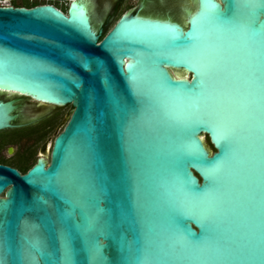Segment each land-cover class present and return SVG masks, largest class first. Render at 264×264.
Wrapping results in <instances>:
<instances>
[{"label": "water", "instance_id": "95a60500", "mask_svg": "<svg viewBox=\"0 0 264 264\" xmlns=\"http://www.w3.org/2000/svg\"><path fill=\"white\" fill-rule=\"evenodd\" d=\"M208 3L218 25L193 24L205 9L189 0L186 25L124 16L101 41L81 4L67 15L0 7V88L72 107L47 166L39 159L23 175L0 166L6 264H65V243L70 264H264V252L244 254L264 249V63L252 83L248 38L231 24L236 10ZM256 27L264 31V11ZM193 45L223 53L211 80L190 58ZM69 51L90 55L91 65L79 67ZM15 110L0 100V132L32 124L15 125ZM174 226L193 239L211 231L233 248L217 259L178 252ZM97 248L102 260L90 254Z\"/></svg>", "mask_w": 264, "mask_h": 264}, {"label": "flooded vegetation", "instance_id": "af4514ba", "mask_svg": "<svg viewBox=\"0 0 264 264\" xmlns=\"http://www.w3.org/2000/svg\"><path fill=\"white\" fill-rule=\"evenodd\" d=\"M11 8L30 9L39 6H52L67 15L74 0H4ZM76 3L85 5L89 22L96 33H100L99 41L115 26L124 16H138L167 20L171 19L182 23L174 17L172 8L167 6V0H139L133 5L134 0H75ZM185 1V2H184ZM158 4L164 12H150L152 4ZM183 12L187 17L189 0H182ZM97 12H102L100 18H96ZM186 20V19H185ZM114 22L112 28H106ZM183 24V23H182ZM0 100L12 102L16 106L13 114L16 116L15 125L31 123L30 125L5 130L0 132V166L17 170L20 175L25 174L39 159H44L46 166L49 160L45 159L44 153L50 137L56 128L62 126L65 117L72 112L70 105L64 107L53 106L38 102L31 97L20 94L8 95L0 93ZM35 106V108H32ZM64 128V127H63ZM50 158V156H49ZM22 160L24 164L18 165L14 160ZM3 197V194L2 196Z\"/></svg>", "mask_w": 264, "mask_h": 264}, {"label": "snow or ice", "instance_id": "6c2138e0", "mask_svg": "<svg viewBox=\"0 0 264 264\" xmlns=\"http://www.w3.org/2000/svg\"><path fill=\"white\" fill-rule=\"evenodd\" d=\"M228 4V8L230 11L233 9L236 10V14L233 16L231 21L232 28L240 31L243 35L248 38L247 42V56H248V67H249V76L252 79V83H255V80L258 78L256 76L255 68L257 64V60L259 59L262 63H264V40H258L257 37L260 35H264V31L258 29L256 27V20L258 19V15L260 12L264 11V0H226ZM204 11L201 12L200 17L193 19V24H199L201 20H208L209 23L214 25H218L220 23V15L214 14L209 16L207 13V8L209 7L208 0H203ZM243 7L247 9V15L240 14V8ZM218 13V9H217ZM231 30V29H230ZM215 47V46H213ZM68 56L72 58V60L81 68H88L92 61L93 57L85 53L79 52H67ZM259 54V55H258ZM190 58L195 63L204 62V66L207 69L206 75L208 80L212 79V68L214 65L223 58V53L219 50H215L212 52H198L196 50V46L193 45L190 48L189 52ZM98 63L97 71H103V64ZM69 78H71V73H66ZM73 83L79 86L78 81L73 80ZM90 100L94 102L95 97H90ZM228 137L226 136V139ZM209 225L210 227L215 223V217L212 213H208ZM173 236L179 247L174 244L172 247L175 248L178 252H183V250H191L198 255L207 258V259H217L220 258V254L222 252H228L232 250L233 245L230 242H223L222 244L216 239L215 236L212 235L211 231L204 235V238H195L191 237V234L183 233L179 226L173 227ZM90 254L93 259L102 260L103 257L100 255L99 249H90ZM264 249L255 250H245V258L248 259H258ZM151 254V253H149ZM156 255H167L169 254L166 250L161 249L155 253ZM73 256V249L69 243H65L63 247L62 259L65 264H70ZM8 258V250L4 248L3 245H0V264H6V260ZM125 264L127 262L125 261Z\"/></svg>", "mask_w": 264, "mask_h": 264}, {"label": "rangeland", "instance_id": "374dc122", "mask_svg": "<svg viewBox=\"0 0 264 264\" xmlns=\"http://www.w3.org/2000/svg\"><path fill=\"white\" fill-rule=\"evenodd\" d=\"M139 0H134L133 1V5H136L138 3ZM167 6L171 7L172 8V13L174 15L175 18L177 19H180L182 21V23L184 25H186V22H185V19H186V15L185 13L183 12V6L184 5H181V4H184L182 3V0H167ZM185 2V1H184ZM150 12H164V9H162L158 4L154 3L152 4L149 9H148ZM100 15H102V12H97V16L96 18H100ZM114 25V22H112L107 28H106V31L110 30L112 28V26ZM32 108H35V106H32ZM69 120V117H65L63 122H62V126L56 128L54 134L50 137L49 141H48V144H47V148H46V151L44 153V156H45V159L49 160V156H50V151H51V147H52V144H53V141L55 139V137L63 130V127L66 125V123L68 122ZM204 142H205V145L207 147V149L212 153L214 152V149L212 147V145L210 144L208 138H206L204 136ZM50 147V149H49ZM18 165L20 164H24V162L22 160H17L15 159L14 160Z\"/></svg>", "mask_w": 264, "mask_h": 264}, {"label": "bare ground", "instance_id": "6f19581e", "mask_svg": "<svg viewBox=\"0 0 264 264\" xmlns=\"http://www.w3.org/2000/svg\"><path fill=\"white\" fill-rule=\"evenodd\" d=\"M79 3H76V1L74 0V2L72 3V6H78ZM80 7L84 8L85 13L87 14V8L85 5H81ZM171 75L176 78V79H189V73L184 72V71H176V70H171L170 71ZM0 93H8V95H13V94H19L20 92L18 91H11V90H5V89H1L0 88ZM202 141L204 142V136L201 137ZM205 143V142H204ZM50 149V147H49ZM42 161L45 162L44 159H42Z\"/></svg>", "mask_w": 264, "mask_h": 264}, {"label": "built area", "instance_id": "2783aa9c", "mask_svg": "<svg viewBox=\"0 0 264 264\" xmlns=\"http://www.w3.org/2000/svg\"><path fill=\"white\" fill-rule=\"evenodd\" d=\"M9 5L4 1V0H0V7H8Z\"/></svg>", "mask_w": 264, "mask_h": 264}]
</instances>
